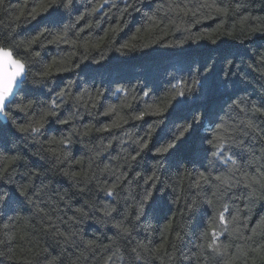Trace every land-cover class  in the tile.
<instances>
[{
    "label": "clouds",
    "instance_id": "1",
    "mask_svg": "<svg viewBox=\"0 0 264 264\" xmlns=\"http://www.w3.org/2000/svg\"><path fill=\"white\" fill-rule=\"evenodd\" d=\"M208 3L0 0V50L23 65L0 100V264H264V252L254 251L264 248V233L252 239L248 227L264 203V42L246 43L264 33V15L253 14L264 0H211L226 14ZM113 9L125 24L139 13L145 27L179 33L148 53L160 59L151 72L146 64L130 76L110 71L81 42L80 22L99 30ZM214 16L230 38L196 45L192 28ZM114 39L100 50L105 59L120 52ZM189 42L208 53L188 58ZM180 79L182 89L173 83ZM193 146L184 159L181 148ZM212 227L224 255L208 247Z\"/></svg>",
    "mask_w": 264,
    "mask_h": 264
},
{
    "label": "trees",
    "instance_id": "2",
    "mask_svg": "<svg viewBox=\"0 0 264 264\" xmlns=\"http://www.w3.org/2000/svg\"><path fill=\"white\" fill-rule=\"evenodd\" d=\"M12 4H20L22 3V0H10ZM110 5H105L104 9L100 10V13H97V16L99 17L101 14L105 12L106 9H108ZM123 7V5H121ZM51 11V10H50ZM115 9L112 10L107 16L104 17L106 23L102 25V28L99 30H93L91 28L84 27L85 21H81L78 27L84 28V31L81 32V42L88 41L90 44L95 45L97 43L100 44V46L94 47L96 51L93 52V55L97 57V59L100 60V63H107L109 62L108 68L110 71H119L122 75H131V68L135 65H149V72H151L152 68L157 66L160 63V59L156 57L155 55L148 54L153 53L157 49L168 48L171 46V43L174 42L176 37L179 35V33H171L168 30H163V26L160 28H155L152 31H149V27H145L142 22L139 19L140 14L136 13L131 17H127L128 23L125 24L124 19L118 18L115 13ZM254 15H264V8L257 9L253 13ZM48 14H42L38 19H44L45 16ZM126 15V14H125ZM221 17L214 16L211 19H206L202 21L199 24H196L192 28V32L196 33L200 36V39L195 42L196 45H206L211 44L213 40L216 41L217 44L221 43L225 39H229L230 37L224 35V30L227 27V25H224L223 27H220ZM46 22H56L60 23L62 22V17H48V20ZM116 25L120 26V30L115 32V39L112 42L116 47H119L122 49V46L124 44H132L134 47L128 48V49H122L120 52H116L115 50L109 51L106 53L107 59H105L101 53L100 50L105 48V45L108 44L111 36L113 35V32L111 29H113ZM31 27V26H29ZM122 28V30H121ZM137 29H141L139 33H137ZM107 34V36H106ZM264 35V33H255L253 40L246 42V43H253V44H259L261 42H264V39L261 37ZM71 45H63L64 49H70ZM186 49H188L186 55L188 58L193 57H202L206 55L209 51L206 47H199L194 46L193 42H189L184 45ZM36 50L39 51V46H35ZM53 50V46L48 45L47 51L51 52ZM80 51H83V49H79ZM41 55H47V53H41ZM127 56L130 57V59L127 62H120L116 59L118 56ZM83 71H95V69H92L90 66H84ZM66 78H71L72 73H62L59 74ZM173 83H185L184 79H180L177 81H173ZM169 85L165 84L160 86L156 91L155 95H163L165 92V89ZM150 96L153 95V92H149ZM107 97V92H105V96L101 98V105H103L105 98ZM253 100H256V96H252ZM216 102V98L213 97L210 100V104H214ZM163 106V105H162ZM264 107V105H261ZM175 108V101H172L171 105L168 107V112L165 113L166 115L168 113L172 112V109ZM177 117H180L182 113L177 112L175 114ZM102 119L107 123L111 122L112 117L106 116L102 117ZM153 119L152 117L146 116L144 118L145 122L148 120ZM153 143L155 142V137H153ZM151 146V144L149 145ZM179 145H177L178 147ZM193 148H184L182 147L180 150V155L184 159H189L191 157ZM37 172H39V169H36ZM151 182V181H149ZM63 187H68L67 182H64ZM175 215V213H172L169 216V220L172 219V217ZM264 218V203H262L258 208L254 209L253 214L251 216V219L249 221L248 227L250 229L255 228L258 223L261 222V219ZM223 239V238H221ZM107 242V241H105ZM55 254V253H54Z\"/></svg>",
    "mask_w": 264,
    "mask_h": 264
},
{
    "label": "snow or ice",
    "instance_id": "3",
    "mask_svg": "<svg viewBox=\"0 0 264 264\" xmlns=\"http://www.w3.org/2000/svg\"><path fill=\"white\" fill-rule=\"evenodd\" d=\"M208 6H210L212 10H214L215 12L220 13V14H226V12H227L226 9L218 6L217 4L211 3V0H209ZM33 11H37V9H33ZM242 23H243V21H242ZM155 28H156V26L153 25V26L149 27V31H152ZM119 30H120L119 25H116L113 29H111L112 32H117ZM136 31H137V33H139L141 31V29H137ZM106 36H107V34H106ZM84 46L85 47H97L98 48L100 46V44L97 43L95 45H92V44H90V42L85 41ZM132 47H134V45L124 44L122 46V49H128V48H132ZM122 49H120V50H122ZM17 67L22 69L23 68L22 63L16 59H14L10 51L0 50V100H2L4 97H7L13 91V86L16 83V77L18 75ZM180 85H181V89H182L184 87V84L181 83ZM124 91L126 92L127 90L125 89ZM144 95L147 97L150 95V93L145 92ZM179 95L183 96L184 92L181 90ZM154 107H155L156 113H162L164 111V108L162 106V102H161V104H156ZM112 111H113L112 109H109L107 114H111ZM257 111H260V109H257ZM145 117H146V115L144 113H141L139 118L144 119ZM220 222L222 224H224L225 227H227L228 220H227V218L223 212H221V214H220ZM257 233H264V221H261L260 223H258L256 225L255 228H252V237L251 238L254 239ZM211 236H212V240L209 242L208 247L210 249L216 250L220 255H224L226 248H222L221 244H220L222 234L218 235L216 228L212 227ZM89 243H92V242L90 241ZM163 248H164V246L161 245L159 248H157V251L158 252L162 251ZM254 251L257 254H260L261 252H264V248H256V249H254ZM247 254L248 253L245 252V255H247ZM227 264H239V261L235 257H232L229 261H227ZM253 264H255V262H253Z\"/></svg>",
    "mask_w": 264,
    "mask_h": 264
},
{
    "label": "water",
    "instance_id": "4",
    "mask_svg": "<svg viewBox=\"0 0 264 264\" xmlns=\"http://www.w3.org/2000/svg\"><path fill=\"white\" fill-rule=\"evenodd\" d=\"M261 38L264 39V35Z\"/></svg>",
    "mask_w": 264,
    "mask_h": 264
}]
</instances>
